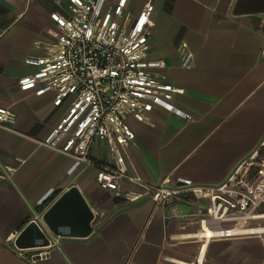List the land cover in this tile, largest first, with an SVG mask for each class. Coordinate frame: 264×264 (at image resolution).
I'll return each instance as SVG.
<instances>
[{
    "label": "crops",
    "instance_id": "crops-1",
    "mask_svg": "<svg viewBox=\"0 0 264 264\" xmlns=\"http://www.w3.org/2000/svg\"><path fill=\"white\" fill-rule=\"evenodd\" d=\"M148 1L149 57L164 61L173 101L190 118L157 106L151 123L130 120L136 140L125 149L128 172L150 184H219L264 137V0H127L125 19ZM67 4L0 0V108L15 112L13 129L0 127V264H198L201 253L203 264H264V235L203 236L192 197L128 201L96 182L97 166L37 144L65 107H55L52 94L21 90L18 81L34 69L25 58L45 53L35 42L55 39L51 13ZM72 186L104 214L85 237L56 236L41 220ZM34 220L52 241L35 261V247L25 246L35 234L16 242Z\"/></svg>",
    "mask_w": 264,
    "mask_h": 264
},
{
    "label": "built area",
    "instance_id": "built-area-1",
    "mask_svg": "<svg viewBox=\"0 0 264 264\" xmlns=\"http://www.w3.org/2000/svg\"><path fill=\"white\" fill-rule=\"evenodd\" d=\"M126 3L68 0L64 12L51 13L55 39L35 42L45 53L25 58L34 69L18 83L21 90L37 96L52 94L53 105L65 111L48 134L35 141L84 165L97 166L96 182L117 197L137 201L148 196L162 205L192 197L203 231L210 229L219 237L263 236L264 232L244 230L264 226V137L216 185H197L188 178L150 184L129 174L125 149L136 140L130 120L151 123L157 106L186 119L190 115L173 101L176 88L162 70L164 61L149 57L153 2L145 3L130 21L124 17ZM186 47L183 43V50ZM191 58L192 53L183 51L182 66L189 67ZM14 118L11 108H0V127L13 129ZM124 180L132 186L125 188ZM94 214V220L104 215ZM51 243L35 247L32 260L45 256Z\"/></svg>",
    "mask_w": 264,
    "mask_h": 264
},
{
    "label": "water",
    "instance_id": "water-1",
    "mask_svg": "<svg viewBox=\"0 0 264 264\" xmlns=\"http://www.w3.org/2000/svg\"><path fill=\"white\" fill-rule=\"evenodd\" d=\"M95 214L76 186L70 187L43 213L41 220L56 236L85 237L94 229ZM34 233V240L27 247H41L49 244V239L35 221L17 237V244Z\"/></svg>",
    "mask_w": 264,
    "mask_h": 264
},
{
    "label": "bare ground",
    "instance_id": "bare-ground-1",
    "mask_svg": "<svg viewBox=\"0 0 264 264\" xmlns=\"http://www.w3.org/2000/svg\"><path fill=\"white\" fill-rule=\"evenodd\" d=\"M252 229H255V230H251V228L247 227V228H245L244 232H246V233H251V232H255V231L256 232H264V226L263 225L254 227ZM201 233L203 234V236H210V237L212 236V231L210 229H206L205 231H202ZM204 246H206V245H204ZM203 251H204V248H203ZM201 254L203 255L204 253H201ZM202 255L200 256L199 261L197 260L198 261V264H203L202 263Z\"/></svg>",
    "mask_w": 264,
    "mask_h": 264
}]
</instances>
